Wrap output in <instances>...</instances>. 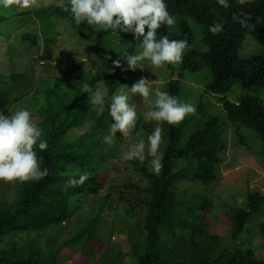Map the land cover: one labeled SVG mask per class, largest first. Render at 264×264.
<instances>
[{"label":"trees","instance_id":"16d2710c","mask_svg":"<svg viewBox=\"0 0 264 264\" xmlns=\"http://www.w3.org/2000/svg\"><path fill=\"white\" fill-rule=\"evenodd\" d=\"M229 4L230 7L224 8L217 0H167L168 11L175 17L176 24L172 29L164 26L158 29L157 39L167 35L170 40H186L188 49L195 42L190 25L193 21L201 28L203 49H186L178 68L177 65L168 66L169 79L164 91L179 98L184 73L207 69L211 80L206 92L223 96L224 112L222 116H211L194 125L189 133L187 128L194 115L206 110V105L200 102L196 112L180 124H164V166L159 174L146 163H137L145 184L125 185L132 190L133 198L144 211L131 264H264L256 249L243 239L252 227L264 238V222L254 224L256 218L264 216V195L249 193L246 209H226L228 226L223 236L211 216L212 197L196 188L198 185L215 187L220 181L218 174L228 151L223 140L224 120L235 134V145L248 148L246 139L240 134L241 128H248L255 131L264 149V99L251 95L252 91L264 89V54L249 59L238 54L247 36L264 41V0H249L243 6L239 0H229ZM234 16L249 17L247 23L254 27H242ZM26 17L37 21L42 32L43 28L57 27V23L62 22L84 42L96 43L102 48L100 63L90 60L100 69L97 76L81 73L77 81L65 85L43 84L40 103L31 96V82L26 73H0V110L6 115L7 110L24 102L33 117L36 114L40 117L37 124L48 142L47 150L37 148L42 168H47L48 175L39 181H17L18 199L0 210V264H58L71 243L63 244L48 256L43 255L45 249L38 245L32 248V242L22 247L14 242L5 247L1 244L5 239L28 233L40 234L66 224L79 215L85 201L100 192L104 185L102 172L118 153L122 136L117 132L111 145L103 142V136L114 122L109 115V100L128 83L130 75L126 61L121 60L120 67L113 61L126 54H135L140 49V41L130 33L118 35L111 30L76 23L69 11L68 0L17 13L16 18L0 16L3 38L10 35L8 26L16 27L27 21ZM215 24H220L223 29L217 35L209 31ZM20 42L36 44L37 37L24 35ZM175 75L177 79H174ZM101 79L109 89V99L103 112L98 114L83 89L85 85L95 88ZM236 83L241 84L244 95L231 102L226 94ZM88 126V132L72 139L76 130ZM152 131L150 124L138 121L134 135ZM82 173L89 177L83 185L65 187L70 179L78 178ZM89 222L91 224L72 241L73 246L84 237L91 240L97 222ZM49 249L53 251V248Z\"/></svg>","mask_w":264,"mask_h":264},{"label":"rangeland","instance_id":"374dc122","mask_svg":"<svg viewBox=\"0 0 264 264\" xmlns=\"http://www.w3.org/2000/svg\"><path fill=\"white\" fill-rule=\"evenodd\" d=\"M62 2L63 0H38V6L35 8L20 9L13 6L8 9H0V16L16 18L17 13ZM26 19L27 21L18 23L16 27L8 26L9 37L3 38L0 33V73L3 75H10L14 72L26 73L31 82L29 87L30 92L32 91L31 96L39 101L43 84L65 85L69 81H77V76L81 73L85 75L91 73L94 76L100 73V69L93 66L90 60L94 59L100 63L101 45L84 42L62 22L57 23V27L49 25L43 28L42 32L37 21L29 17ZM190 25L194 31L195 42L187 50L193 47L203 49L201 28L193 21L190 22ZM24 35L37 37V43L20 42ZM238 54L244 59L264 54V41L247 36L239 47ZM180 64L177 65V68ZM144 66L137 67L135 71L128 68L130 75L128 83L125 85L131 87L139 79L148 78L153 80L154 87L161 86L160 82L163 81L161 90H164V85L169 79V65L157 69L145 61ZM174 77L177 79V75ZM210 80V72L207 69L197 73L185 72L181 80L180 101L192 103L196 108L200 102L206 105L204 113L194 115L193 122L187 128L189 133L193 131L194 125L206 121L211 116H222L224 112L221 101L223 96L206 92V86ZM243 95L241 84L236 83L227 92L226 98L231 102H236ZM251 95L264 99V89L252 91ZM130 102L137 105L138 121L146 123L142 113L147 111L150 106L145 104L138 94L135 96L130 94ZM23 103H18L11 111L25 108ZM34 119L37 123L40 121L38 114ZM224 122L223 140L228 146V151L224 155L225 163L218 174L220 181L215 187L202 185L196 187L198 191L212 197L211 216L216 221L214 222L218 228L222 230L223 236H225L228 226L225 217L226 209L229 207L246 209L249 193L260 192L264 195V149L261 141L254 130L241 128L240 134L246 139L248 148L235 145V134L228 121L224 120ZM148 124L154 128L153 123ZM88 130L89 126L82 130H76L72 139L85 134ZM147 135L149 134L121 136L118 153L102 172L104 185L96 196H92L83 203V210L79 215L62 226L53 227L40 234L28 233L18 235L11 240L5 239L1 244L2 247L7 246L9 242H14L19 247L32 242V248L35 249L38 245L45 249L43 255L48 256L69 242L71 245L63 251L58 264H131L135 243L140 236L144 211L141 204L133 198L132 190L126 188L125 185L130 183L145 184V180L138 171L141 162L124 161L122 157L128 146L135 142V139L146 138ZM163 149L164 146H162ZM137 163L139 164L137 165ZM144 163L150 167L147 160ZM18 192L19 186L16 182L0 181V210L14 203L19 197ZM239 197H243L242 203L238 202ZM89 220L97 222L91 240L84 237L75 242V246H73L72 241L91 224ZM260 221L264 222V216L256 218L254 224ZM243 239L249 243V246L256 249L260 258L264 259V238L258 229L252 227L251 232L243 235ZM49 248H53V251ZM107 253L108 255H106Z\"/></svg>","mask_w":264,"mask_h":264},{"label":"clouds","instance_id":"9594fccd","mask_svg":"<svg viewBox=\"0 0 264 264\" xmlns=\"http://www.w3.org/2000/svg\"><path fill=\"white\" fill-rule=\"evenodd\" d=\"M248 2L249 0H239L241 6ZM217 3L224 8L230 7L229 0H217ZM68 4L76 23H86L103 31L111 30L118 35L130 33L136 41H140V49L135 54H126L113 61L116 67L121 66V60L126 61L132 71L137 67H145V61L157 69L182 62L188 47L186 40H170L167 35L157 39L158 29L162 26L172 29L176 24L175 17L168 11L167 0H68ZM13 6L20 9L35 8L38 0H0V9ZM248 19L247 16L244 19L234 16V20L242 27H254L247 23ZM222 30L220 24L209 28L213 35L221 33ZM160 83L162 86L163 81ZM161 86L154 87L153 80L148 78L139 79L131 87L122 85L110 97L109 115L114 122L103 136V142L108 145L117 138V132L122 137L133 136L139 115L137 105L130 102V94H138L150 106L142 113L143 119L146 123H153L154 128L146 138L135 139L122 158L124 161L141 163L147 160L156 174L164 166V124L178 125L197 110L194 104L181 102L178 97L161 90ZM83 93H87L88 101L101 114L109 99V89L104 80L98 81L95 88L85 85ZM7 112L5 115L0 110V181H39L48 175L47 168H42L41 158L37 154V148L40 151L48 148L43 130L27 108ZM136 135L139 136L138 133ZM88 178L87 173H82L78 178L70 179L65 187L81 186ZM238 202L242 203L243 197H239Z\"/></svg>","mask_w":264,"mask_h":264}]
</instances>
